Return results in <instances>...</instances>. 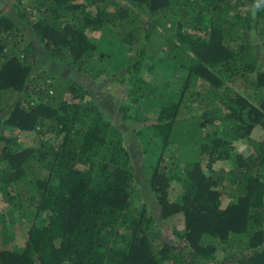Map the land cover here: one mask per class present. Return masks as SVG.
<instances>
[{
	"label": "trees",
	"instance_id": "16d2710c",
	"mask_svg": "<svg viewBox=\"0 0 264 264\" xmlns=\"http://www.w3.org/2000/svg\"><path fill=\"white\" fill-rule=\"evenodd\" d=\"M253 2L33 0L28 12L12 4L15 17L0 5V211L29 221L23 245L0 242V264H204L217 251L264 264V8L253 15ZM18 20L56 66L160 77L148 81L157 117L136 134L155 163L159 216H183V249L159 234L145 200L133 209L119 128L79 82L32 71L34 41ZM97 30L119 38L121 60L91 41ZM193 78L205 85L200 101L186 99ZM229 159L223 176L215 164ZM172 180L181 202L168 199Z\"/></svg>",
	"mask_w": 264,
	"mask_h": 264
},
{
	"label": "rangeland",
	"instance_id": "374dc122",
	"mask_svg": "<svg viewBox=\"0 0 264 264\" xmlns=\"http://www.w3.org/2000/svg\"><path fill=\"white\" fill-rule=\"evenodd\" d=\"M81 1V0H80ZM17 3L20 7L28 10L34 5L33 0H8V3L4 0H0V5H2L3 10L8 15L15 17V10L12 7ZM22 8V9H23ZM89 9L94 12V9L90 7ZM19 26L22 28L25 36L34 41V47L36 50L35 61L32 64V71H41L44 75H51L46 73L50 72L53 77H61L72 79L77 81L88 89L89 95L95 100L100 106L101 110L104 113V116L112 123L119 128L120 134L124 141V146L128 149L132 159L133 165V176H132V190L130 202L133 209H136L141 206L142 200H145L147 208L152 212L154 218L158 220L156 223L157 230L160 235L166 236V238L173 243H175L179 248H182L181 241L178 234L179 230L183 226V216L181 213H178L167 219H162L159 216L160 208L157 203V200L149 189L148 179L150 178L152 171L154 169V160L151 163L148 161L147 157L144 158L143 145L141 140L138 139L136 131L139 127L144 126L145 130L147 126L153 122L157 117L158 108L155 105L156 90L151 87L149 80L151 81L154 76L152 73H149L148 70L144 69L143 71L135 70L132 73H124L123 80H117L116 76L113 75H100L99 77H92L86 72L71 66H56L54 62L48 57V53L43 50V48L38 44L34 33L30 29L29 25L26 22L18 20ZM89 37L92 42L98 45V48L104 51H108L109 57H114L115 59L109 58L108 61L113 64L117 59L121 60L120 56V42L117 36H111L103 33V31L97 30L89 32ZM108 38V39H107ZM103 39V40H102ZM168 44L172 42V39L167 40ZM120 51V53H119ZM263 61L261 62L262 67L264 68V56ZM95 62V57H91L87 63ZM151 72V71H150ZM179 73H171V78L174 77V81L181 84L185 77ZM153 79V80H159ZM242 84L238 82L233 87L235 89H240ZM205 90V85L197 79L193 78L189 81L186 87V99H192L193 101L196 98L199 100L200 94ZM194 97V98H193ZM129 101V110L127 114L130 116L125 119L122 117V112H120L119 107L124 103V101ZM200 101V100H199ZM143 121V122H142ZM236 151L246 152V145L243 142H236ZM228 161V162H227ZM231 161V162H230ZM169 165V161L166 162ZM233 166L232 160L220 161L215 164V168L222 170L223 176L226 175V171L230 170ZM225 179L227 177H224ZM226 182V180H225ZM181 186L180 182L177 180H172L169 188L168 199L171 202H181ZM224 202L226 198H223ZM6 206V203H0V209ZM10 208H7V212L0 211V242L3 243H15L16 245H23V235L25 234L26 229L29 226V221L21 219L16 216V211L11 215L15 216L11 218L9 215ZM12 210V209H11ZM183 249V248H182ZM187 253V251L185 250ZM190 256L197 258L195 255L189 254ZM216 259L210 260L208 262H203L204 264H237L236 259H228L223 261L224 255L221 251L215 253Z\"/></svg>",
	"mask_w": 264,
	"mask_h": 264
},
{
	"label": "clouds",
	"instance_id": "9594fccd",
	"mask_svg": "<svg viewBox=\"0 0 264 264\" xmlns=\"http://www.w3.org/2000/svg\"><path fill=\"white\" fill-rule=\"evenodd\" d=\"M264 8V0H254L252 5L253 15L258 9Z\"/></svg>",
	"mask_w": 264,
	"mask_h": 264
}]
</instances>
